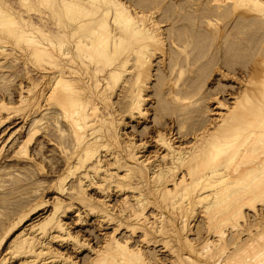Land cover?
Instances as JSON below:
<instances>
[{
	"label": "rangeland",
	"instance_id": "1",
	"mask_svg": "<svg viewBox=\"0 0 264 264\" xmlns=\"http://www.w3.org/2000/svg\"><path fill=\"white\" fill-rule=\"evenodd\" d=\"M3 1H6L7 5H4ZM37 1H27L32 8L31 13L27 4L22 7L24 10L21 8L20 0H0V4L6 8L8 4L15 5L16 10L29 12L43 29L52 32L57 30L53 17L50 19V16H53L50 4L48 2L44 4V0ZM121 1L134 15L137 12L147 15L145 20L149 25L153 24L152 21H156L158 24H155V28L161 34L162 40L161 44L155 45V54L151 62L148 61L146 65L149 76L145 79L146 82H143L145 97L143 112L132 113L129 107V85L133 81L130 71L133 73L136 71L135 65L132 66L135 64L134 54L130 57L128 70L123 78L126 80L124 84L127 81V84L130 83L127 85L128 88L122 85L121 80L116 89L106 90L107 99L100 97L99 94H93L95 106L99 103L98 107L96 106L99 110L96 108L97 110L93 112L94 117L97 116L93 126L100 125L101 119H108V125L102 123V138L108 146H103L104 148L101 146L99 149L103 154L108 153L109 163L114 162L112 165L108 164V167L110 165L108 168L106 165L108 161H106L105 168L103 167L100 171L108 168L117 180L116 182L107 181L104 188L93 183L92 186L89 185L88 188L80 191L77 176L83 172V169L76 170L72 173L73 175L71 174L72 176H68L70 171L67 170L72 168L71 164L76 163L81 150L76 147V139L73 136L75 134L71 130V125H68L69 121L64 109L58 103H53L55 98L50 96V78L42 77L39 73L42 69L41 65L46 61L40 64L37 59L36 61L30 59L20 51L21 44L15 41V37L0 33L2 43L0 45L7 44H4L3 48L0 47L2 49H0V62L3 60L0 63V240L5 237L7 230L17 218L36 205L42 203L44 205L39 212L32 214L31 218L25 220L3 240L0 246V263L5 262L3 257L9 256L8 245L10 246L14 237L25 230L26 226L28 229L33 221L41 223L44 220L43 217L54 210L56 205L59 206L57 216L62 217L66 227L70 229L68 230L77 239L68 238L66 235L58 238L63 240L62 242L55 240L56 242L53 243L56 249L65 256L69 255V258L55 255L53 252L44 253L33 264H43L42 257L55 258L56 263L54 261L52 264H92L97 258L94 250L98 249L110 251L111 259L114 255L119 257L114 248L108 249L104 243L105 237L114 232L121 242L129 241L131 248L142 251L148 264H193V258L203 264H215L216 260H220V264L228 262L240 264L248 259L251 261V257L255 254V256H263L264 254L261 253H264V200L243 208L246 217L240 219L239 228L235 229L232 221L224 223L222 227L224 226L226 230L225 241H219L217 233L208 229L205 214L201 212V205H194L193 199L189 207H196L197 216L196 218L185 217L186 221H184V217L180 215L184 213L183 204H176L174 207L170 198L166 201L162 200L161 196L151 189L152 186L148 182L150 179H147L149 175L146 174L143 180H140L138 176L122 180L118 176V173L123 174L126 170V162L122 157L126 155L127 142H136V148L139 147L142 154L151 156V160L158 152V160L159 154L166 152L163 148L159 149V138L171 137L172 142L177 143H175L176 148L190 149L196 143L198 134L207 130V127L213 128L217 125L219 119L217 117L220 116L217 113L222 112L221 116L225 117L229 115L231 107L234 108L236 104L235 100L241 97L244 88L249 85L246 81L251 71L256 65H261L264 54L263 18L255 16V11L249 6L239 5L234 0H226L222 4L213 0ZM65 11L62 13V18L60 17L62 20H68L64 15L67 12ZM42 12L48 13L49 16L46 14L43 16ZM78 12H81V15L80 13L78 15ZM78 12L76 11L78 16L83 15L82 11L78 10ZM74 15L69 13L71 17L69 20L77 17ZM15 45L16 48H14ZM66 47L68 49H65ZM63 48L66 52L74 51L68 43H65ZM67 58V56L63 58L61 56L58 66H53L51 63L44 65L51 72L63 68L66 71L65 75L82 87L91 84L93 82L91 79L96 77L102 79L105 71L111 67H107L111 65L110 63L106 66L103 62L105 64L103 66L107 67L105 69L101 62L99 65L89 57V60L85 57L88 61L83 58L86 62L79 61L76 57V61ZM94 63L99 67L102 66L103 68L100 69L103 71L99 70L100 72L96 74L98 69H95L97 66ZM86 91L92 94V90L87 88ZM51 98H53L52 101ZM99 99L102 103L98 101ZM46 101L51 104L49 105ZM219 102L223 104L222 108L217 107ZM210 122L213 124L211 125ZM115 151L120 153L121 157L117 163L112 158V152ZM166 161L168 157L160 156L157 162L165 163ZM65 177L68 179L64 181L63 186L67 190L60 189V193L62 191L60 194L58 184L63 187L61 178ZM138 182L141 183L138 184ZM106 193L111 195L108 201L111 206L104 210L106 207L99 198L103 199L102 196ZM140 193L144 195L142 198H145L141 201L143 208L136 202ZM122 196L127 197V201H124ZM173 207L177 209V212L172 210ZM142 209L149 219V225L142 222L143 215L138 219L134 215ZM41 213L42 216H40ZM208 238L214 241H210V248L214 253L216 251V255L211 252V255L216 256L215 259L203 258L199 254V250L208 244ZM214 245L215 248H213ZM217 245L221 249H217ZM26 257L24 256L25 259ZM25 259L20 256L6 262L7 264H27L22 262ZM249 260L244 263H251L252 261Z\"/></svg>",
	"mask_w": 264,
	"mask_h": 264
},
{
	"label": "bare ground",
	"instance_id": "2",
	"mask_svg": "<svg viewBox=\"0 0 264 264\" xmlns=\"http://www.w3.org/2000/svg\"><path fill=\"white\" fill-rule=\"evenodd\" d=\"M27 1L28 0H20L22 4L20 5L21 8L28 5ZM38 1L42 2L43 0ZM213 1L217 2L218 4H222L226 0ZM234 1H236V3L239 5L241 4L249 6L253 11H255V16L262 17V22L264 21V0ZM3 2L4 5H7L6 1ZM47 2L50 4V10L53 11V16H50V19L53 17L54 23L57 25V30H54L53 32L45 30L43 29L42 25L34 21L33 16L30 14V10L32 8L29 5L30 13H25V11L22 12V10H16V8H14L15 5L13 6L10 4L12 5L10 6L8 4V7L6 8V6H2L3 4H0V33L6 34L8 36L11 35L12 38L15 37V41L17 40V43L21 44L19 47V44L17 45L16 43L20 51L24 52V54L30 59H35V61L37 59V62L40 61V64L46 61L43 63V65H41L42 69L39 73L42 75V77L50 78V96L55 98L53 103H58V105L64 109L69 121L68 125H71V130H73L74 133L72 131L71 132L75 134L73 136L76 137H74V139H76V141L74 140L76 142V147L81 150L79 158L75 161L76 163L74 164L73 162L74 165L71 164L72 168L67 170L70 171L68 176L70 177V175L76 170L83 169V172L79 173L77 176L78 182L80 184L79 186L81 188L80 191L88 188L89 185L92 186L93 183L97 184L101 188H104L103 186L107 181L116 182L117 180L114 179L115 176L113 172L108 169L114 162L109 163L110 161L107 159L108 153L104 152L103 154V152L99 149L101 146H108L107 143L105 144V141H103L102 138V123L108 125V119L100 120L98 119L100 117H98L97 119L101 121V124L98 126H93V122L97 117H94L93 112L98 109L97 105L99 104L97 102V107L95 106L93 100L95 98H92L93 94H99L100 97L107 99L108 96L106 95V90L108 91L109 89H116V86L121 80L122 85H129L130 83L127 84L128 81L126 84H124L126 80L123 78L126 70H128L127 65L131 60L130 57L134 54L135 64L132 66L135 65L134 68L136 71L135 73L130 71L133 81L129 85L130 95L128 96V98L130 97L129 103L131 106L129 104L128 105L131 107L132 113L143 112L144 110L142 107L145 100L143 94V82L145 83V79L149 76L146 65L155 54V45L161 44V34L159 33L158 29L155 28V24L157 23L156 21H152L153 24L150 23L149 25L145 20L147 15L145 16L144 14H140V12H137V14L134 15L127 5H125V3H123L121 0L43 1L44 4H48ZM37 6L39 7V5ZM76 9L82 11L83 15L78 16L79 13L81 15V12H78ZM64 11L66 12L64 15L67 16L68 20L63 19V21L61 18ZM76 11L78 12V15L76 14ZM69 13L70 15L71 13L72 15H77V17L74 15L75 18L69 20V18H71L69 17ZM43 14L44 13L42 12V15ZM46 15H48V13ZM42 18L44 19V17ZM47 18L49 19V17ZM63 23L64 25H61ZM65 43L70 45L72 50H74L72 53L75 52V54L70 53V50L68 52L63 50ZM0 44L2 43L0 42ZM4 44L5 43L0 45V47L3 48ZM16 45L14 48L17 47ZM65 49L68 48L66 47ZM58 52L61 54L62 58L67 56L71 61H76V58L79 61H83V58L87 57L88 59L89 57V59H93L97 64L101 62L100 64L102 66L105 64L107 66L108 63H110L111 65H108L107 67H111L106 71L104 70L105 74L103 75L102 79L96 77V79H91L93 81L91 84H86V86L82 87L75 84L76 82H74L73 79L67 77L65 75L66 71L63 70V68L58 69L55 72H51V70L44 65L47 63H49V65L51 63L53 66L60 65L58 60L61 56ZM87 59L86 61L89 60ZM261 59V65H256L251 71L249 79L246 81V83L249 85L244 88L241 97L239 96L240 98L235 100L236 104L234 103V108L231 107L229 115L225 117L224 115L221 116L222 112L217 113L220 115L217 117V119L219 118L217 125H214L213 128L207 127V130H205L203 133L201 132V134H198L196 136V143L193 144V146L191 145L192 147L190 149L180 147L176 148V142H172L171 137L167 139L161 137L158 140V145L160 147L159 149L163 148L166 150V152L164 151L165 154L160 153L159 157H168L169 162L166 161L165 163H160L157 162L159 160V157L157 160L158 152H154L156 153L154 158H156L151 160L152 157L150 155V157H148V155L141 153V149H139V147L136 148V142V144L132 141L127 142L126 155L125 157H122L126 162V170L124 169L125 172L123 174L118 173V176H120L122 180L128 178L132 179L133 177L137 176L140 178V180H143L146 174L149 175L147 179H150L148 182L150 183V186H152L151 189L155 193H158L162 200L166 201L167 198H170L174 207L176 204H183L184 213L180 215L184 217V221H186L185 217L196 218L197 216L196 213L198 212H196V207H189L193 199L194 205H201V212L205 214L204 217L206 219L208 229L210 231L213 230V233H217L216 235L219 236V239L217 237L216 238L219 241H225L226 230L224 226L222 227L224 223L232 221L233 227L235 229L239 228L238 226H240V219L246 217L244 215L245 213H243V208L245 206L248 207L250 205H254L255 202L258 201L261 203V201L263 202L264 200V54ZM83 62L81 63L85 64ZM103 62L105 64H103ZM99 65L95 64V66H97L95 69H98L96 70L97 72H95L96 74L102 70L100 69L102 66L99 67ZM86 83H88V81ZM87 88L92 90V94H89V92L86 91ZM82 90H84V92H82ZM50 96L48 98L49 101ZM53 98H51V101ZM26 99L27 98H25V100ZM98 101L101 100L99 99ZM47 103L49 104V102ZM242 105L243 107L239 108V106ZM47 107L49 108V106ZM217 107L222 108L223 104L219 102ZM42 108H44V106ZM101 117L105 118L103 116ZM62 118H64V116ZM212 124L213 123H211V125ZM98 132H100V134ZM115 134L114 136L116 138L117 136ZM99 151L100 153H98ZM112 155L115 163H117L121 158L120 153L118 154L116 151L112 152ZM106 161H108L106 164L107 167L108 164H110L109 167L106 170L100 171L104 167V163ZM90 164H92V166H90ZM61 179V183H64L62 184L63 186L65 185L64 181H66L68 178L65 177ZM95 179L97 180L95 181ZM88 181L89 183L87 184ZM139 183L141 182H138V184ZM117 184L119 185V183ZM58 187L59 193L60 189L62 191L67 190V188H64V186L61 187V184H58ZM116 187L118 186L116 185ZM141 188L143 189V187ZM138 192L141 191L138 190ZM139 195L140 196L136 198V202L139 206H141V208H143L141 201H144L145 198H142V196H144L142 193ZM110 196L111 195L109 193H106V195L102 196L104 197L103 199L99 198L100 202L103 203V206L106 207L104 210L111 206V203L108 202ZM126 198L127 197H123V200L127 201ZM156 201L158 200L156 199ZM41 206H44L43 203L36 205L32 210L23 214L20 218H17V220L13 222L10 228L7 230L6 235H4L5 237L3 236L4 238L0 240V246L3 240L14 230H16L18 226L23 224V222L28 218H31L32 214L39 212V210L43 208ZM174 207L172 210L177 212V209L175 210ZM58 208L59 206L56 205L54 210H52L48 215L45 214L47 216L43 217V221L40 220L42 221L41 223H38L37 221V223H35L33 221L34 223L32 222V224H29L30 226L28 229H26L28 227L26 226V228H24L25 230L21 231L14 237L10 246L8 245L10 248L8 251L9 256L3 257L5 262L7 260H11L12 258H20V256H23V259H25L24 256H27V259L23 260L22 262L33 264L44 253L52 252L55 255L64 256L66 259L69 258V255L65 256L61 251L53 246V243L57 240L60 242L63 241L58 239L59 237L62 238L67 235L68 238L77 239L76 236L74 237L72 232L69 231L70 229L66 227V222H63L64 220L62 217L57 216ZM175 214L177 215V213ZM134 215L137 217V219L143 215L142 222H144L146 225L150 224L149 219L143 213V209L141 211L138 210L136 213H134ZM40 216H42V213ZM162 216L164 217V215ZM137 219L134 220L137 221ZM105 239V247L108 249L114 248L115 251H117L119 257L114 255L113 259H111L109 256L110 251L102 249H98L96 251L94 250L97 258L95 257L96 260L92 264H148L142 251L131 248L129 241L121 242L115 236V232L109 236L107 235ZM208 241V244L203 247L202 250H199V254L203 258L215 259L216 256L211 255V252H213L210 248L211 240L209 239ZM252 242H254V240ZM219 245H221V243H219ZM222 245H224V243H222ZM75 247L77 246L75 245ZM215 247L216 246L214 245L213 248ZM218 248L219 247L217 245V249ZM224 248H222V250ZM219 249H221V247ZM250 250L253 249L250 248ZM252 252H254V250ZM215 253L213 252V254ZM221 255L222 258H224L223 253ZM255 255L254 257L252 254L249 255L252 256V262L248 259L251 262L249 264H264V255H261L263 259L260 258L261 256ZM259 258L261 260H259ZM42 259L44 261L43 264H52V262L55 261V258L53 257H42ZM248 260H245L244 262H248ZM192 261L193 264H203L195 258H193ZM5 262L2 261L0 264H5ZM220 262V260L214 261L215 264H220Z\"/></svg>",
	"mask_w": 264,
	"mask_h": 264
}]
</instances>
